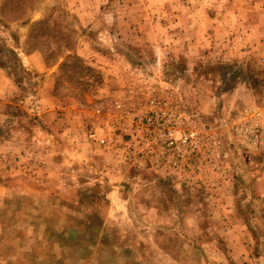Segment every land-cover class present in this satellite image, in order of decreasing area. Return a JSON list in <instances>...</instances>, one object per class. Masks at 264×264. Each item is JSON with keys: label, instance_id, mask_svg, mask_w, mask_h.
Masks as SVG:
<instances>
[{"label": "rangeland", "instance_id": "1", "mask_svg": "<svg viewBox=\"0 0 264 264\" xmlns=\"http://www.w3.org/2000/svg\"><path fill=\"white\" fill-rule=\"evenodd\" d=\"M0 264H264V0H0Z\"/></svg>", "mask_w": 264, "mask_h": 264}]
</instances>
